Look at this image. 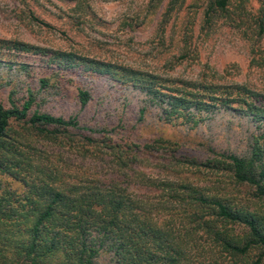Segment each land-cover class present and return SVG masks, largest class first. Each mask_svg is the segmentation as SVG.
Segmentation results:
<instances>
[{"label":"trees","instance_id":"trees-1","mask_svg":"<svg viewBox=\"0 0 264 264\" xmlns=\"http://www.w3.org/2000/svg\"><path fill=\"white\" fill-rule=\"evenodd\" d=\"M183 5L184 0H167L162 27L171 17L177 19ZM188 7L182 49L167 59L169 65L195 56L189 51L190 45L191 50L197 48L193 25L199 12L200 34H211L221 26L234 28L245 41L249 65L264 68V0H193ZM30 14L36 18L33 10ZM15 51L44 57L41 66L55 76L56 83L40 72V89L59 87L57 78L86 71L85 65L139 90L168 122L193 127L232 109L250 118L255 130L246 152L211 148V156L181 161L194 165L204 184L156 181L136 172L156 194L142 197L129 190L128 180L86 171L63 152L82 158L108 154L128 179L132 174L126 170L134 171L142 153L159 159L164 148L163 158L172 166L178 163L172 139L161 135L151 143L128 138L119 142L113 139L115 128L92 127L75 115L35 109V91L27 89V95L16 100L11 87L9 105L0 97V264H104L100 260L105 254L106 264H264V89L219 82L207 74L162 75L0 37V64L9 65L11 60L3 56ZM18 64L27 71L24 63ZM1 85L0 80V92ZM76 88L80 104L86 105L89 90ZM144 112L141 107L139 114ZM14 121L24 132L15 128ZM26 132L37 136L36 143L40 139L58 150L37 147ZM11 182L20 188L9 187Z\"/></svg>","mask_w":264,"mask_h":264},{"label":"rangeland","instance_id":"rangeland-1","mask_svg":"<svg viewBox=\"0 0 264 264\" xmlns=\"http://www.w3.org/2000/svg\"><path fill=\"white\" fill-rule=\"evenodd\" d=\"M0 0V37L14 38L50 50L67 49L96 59L118 64H126L142 70L179 75L181 77H208L223 83H245L254 88L264 89V68L251 67L245 41L234 28L221 26L211 34L203 35L200 29L199 12L194 14V42L196 53L193 58H182L169 65L168 58L178 53L183 45L185 30L184 13L188 12V2L184 0L177 19L160 24L167 0ZM81 2L80 4H76ZM183 2V1H182ZM42 5V6H41ZM33 10L36 18L30 14ZM163 38L158 37V34ZM161 33V34H160ZM204 33V32H203ZM3 53V52H2ZM11 61L0 64V97L9 105L10 88H15L16 100L26 96L27 89L36 92L33 108L53 115L68 117L75 115L82 124L92 127L115 128L114 140L123 138L139 144L151 143L162 136L172 139L174 156L180 161L171 165L163 157L142 153L141 161L132 169L127 179L116 170L113 158L106 155L82 158L75 152L66 150L65 158L81 164L86 171L99 172L107 177L128 180L129 190L142 197H154L155 191L137 178L136 172H143L151 180H190L204 184L201 173L194 165L181 161L186 157L197 159L211 156L214 151L248 150L255 126L250 118L238 110H221L197 126L168 122L161 117L159 109L149 106L139 90L115 82L108 74L86 71L69 72L57 78L59 87L47 86L40 89L38 78L54 75L44 72L43 56L33 52H9L4 54ZM24 63L27 71L18 63ZM12 63V65H10ZM81 67V66H80ZM50 84V85H51ZM89 90L90 99L82 106L76 86ZM145 108L142 115L140 108ZM16 129L24 132L20 123L14 121ZM87 130H78V132ZM119 132V133H118ZM32 134L25 133V137ZM37 147L56 152L58 147L38 139ZM168 146V145H167ZM9 187H20L11 182ZM156 196V194H155ZM102 263L109 261L108 254L102 256Z\"/></svg>","mask_w":264,"mask_h":264}]
</instances>
